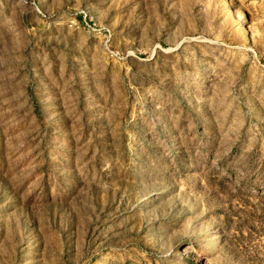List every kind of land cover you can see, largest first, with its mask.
Wrapping results in <instances>:
<instances>
[{
	"label": "rangeland",
	"instance_id": "obj_1",
	"mask_svg": "<svg viewBox=\"0 0 264 264\" xmlns=\"http://www.w3.org/2000/svg\"><path fill=\"white\" fill-rule=\"evenodd\" d=\"M0 264H264V0H0Z\"/></svg>",
	"mask_w": 264,
	"mask_h": 264
}]
</instances>
